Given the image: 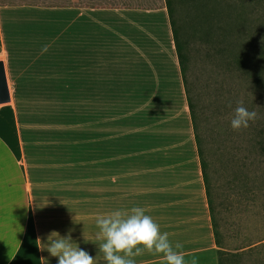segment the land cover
<instances>
[{"label": "crops", "instance_id": "crops-1", "mask_svg": "<svg viewBox=\"0 0 264 264\" xmlns=\"http://www.w3.org/2000/svg\"><path fill=\"white\" fill-rule=\"evenodd\" d=\"M0 61V264H58L53 231L107 264L95 217L134 206L217 264L164 0H0Z\"/></svg>", "mask_w": 264, "mask_h": 264}, {"label": "rangeland", "instance_id": "rangeland-1", "mask_svg": "<svg viewBox=\"0 0 264 264\" xmlns=\"http://www.w3.org/2000/svg\"><path fill=\"white\" fill-rule=\"evenodd\" d=\"M173 1L176 15L184 27L185 15H200L194 11L195 4L193 9L191 0ZM242 3L238 8L241 26L237 31L235 26L228 29L224 26L228 22L227 15H235L231 7L220 18L219 26L225 36L223 42L220 41L225 44L226 39L225 45L231 49L236 44L234 41L240 40L239 46L249 51L244 67L253 73L263 60L247 43L252 41L259 45V35L255 31L264 20V3L248 0ZM189 7H192V13L187 12ZM174 22L178 31L175 16ZM36 27H42L41 21L36 22ZM51 27H58L57 16L52 15ZM185 38V82L205 165L221 264H264V154L261 152L264 145V92L247 70L237 69V66L226 69L224 59L210 51H213V44L202 38L199 31L188 30ZM240 100L249 111L255 110L258 117L249 122L248 128L233 131L230 121ZM67 105L68 112H73L74 101L68 100ZM64 119L68 134L73 135V128L69 126L74 125V115L68 114Z\"/></svg>", "mask_w": 264, "mask_h": 264}, {"label": "clouds", "instance_id": "clouds-1", "mask_svg": "<svg viewBox=\"0 0 264 264\" xmlns=\"http://www.w3.org/2000/svg\"><path fill=\"white\" fill-rule=\"evenodd\" d=\"M257 117L258 113L249 111L240 100L237 101L230 126L233 131H240L248 128L249 122L255 121ZM147 211L144 207L134 206L130 210H115L95 217L99 229L95 238L101 241L99 252L107 264H135L134 258L144 253L160 256L163 264H198L195 257L190 262L185 260V253L177 251L183 248V244L177 242L173 246L169 233H161L159 224L146 214ZM36 242L44 245L40 238ZM39 248L58 258V264H96L88 252L72 241L70 233L61 237L53 231L46 247Z\"/></svg>", "mask_w": 264, "mask_h": 264}, {"label": "trees", "instance_id": "trees-1", "mask_svg": "<svg viewBox=\"0 0 264 264\" xmlns=\"http://www.w3.org/2000/svg\"><path fill=\"white\" fill-rule=\"evenodd\" d=\"M190 2V0H184ZM192 1V6L194 9V4H195V10H197L200 15H185L186 16V27H184L182 24H180V20L176 15V7H175V2L173 0H164V6L166 9L169 25H170V30H171V36H172V41L176 53V58L179 66V71L186 95V100H187V106H188V111L190 114V120H191V125L192 129L194 132V138H195V144H196V149L198 153V158H199V163H200V168L202 172V178H203V183H204V189H205V195H206V200H207V205H208V210L210 214V220H211V227H212V233L214 236V242L216 247H218V238H217V231L212 219V208H211V201L209 197V188H208V182L207 178L205 175V165L204 162L201 158V152L199 148V139L196 136L195 132V117L193 113V105L188 97V92L186 88V82H185V68H186V53L185 50L187 48V41H186V35L188 34V30L191 32H197L199 31V34L202 38H204L206 41L210 40V43L213 44L211 45V48L213 51L210 49L211 52L216 53L217 55L221 56L225 62L226 69H230L233 67L235 68L237 66V69H245L247 70V67H244L246 65V58L249 55V51L247 52L244 47L239 46L241 41L240 40H235L234 47L229 49L225 45L226 44V39H225V44L222 43L224 40V31L221 27L219 26V20L220 18L224 17L226 15V9L231 7L235 11V15H227L226 19L228 22L224 24L226 26L225 28L228 29V27L233 28L235 26V30L241 26V15H239V7L242 2H245L247 0H191ZM250 3H257V2H263L264 0H248ZM232 4V5H231ZM237 6V8H236ZM192 7H189V11L192 13L193 9ZM175 14V15H174ZM189 14V13H188ZM174 16L176 17V20L178 22V27L179 30L177 31L175 29V22H174ZM264 17V15H262ZM183 26V27H182ZM191 26V28H190ZM255 33L259 35V45L257 42L255 44L250 43L248 44V47L251 45V50L254 52V54H257L258 56L261 57L262 64L260 67H256L254 69V72H248L252 75V80L254 83L261 88L262 92H264V20L263 23L260 27V29H256ZM258 30H260L258 32ZM220 32V34H219ZM222 40V42L220 41ZM254 45V46H253ZM246 46V45H245ZM250 48V47H249ZM255 50V51H254ZM261 152L264 154V145L261 147ZM217 255V264H221V259L219 258V251H216Z\"/></svg>", "mask_w": 264, "mask_h": 264}, {"label": "water", "instance_id": "water-1", "mask_svg": "<svg viewBox=\"0 0 264 264\" xmlns=\"http://www.w3.org/2000/svg\"><path fill=\"white\" fill-rule=\"evenodd\" d=\"M9 102V94L4 76V69L0 61V104Z\"/></svg>", "mask_w": 264, "mask_h": 264}]
</instances>
